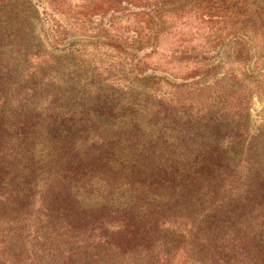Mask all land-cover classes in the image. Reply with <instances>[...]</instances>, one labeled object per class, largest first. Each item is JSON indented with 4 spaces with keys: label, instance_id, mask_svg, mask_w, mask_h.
Wrapping results in <instances>:
<instances>
[{
    "label": "trees",
    "instance_id": "16d2710c",
    "mask_svg": "<svg viewBox=\"0 0 264 264\" xmlns=\"http://www.w3.org/2000/svg\"><path fill=\"white\" fill-rule=\"evenodd\" d=\"M145 6L122 10L141 27ZM37 14L0 0V264H264L255 93L225 77L136 86L119 45L53 52Z\"/></svg>",
    "mask_w": 264,
    "mask_h": 264
},
{
    "label": "rangeland",
    "instance_id": "374dc122",
    "mask_svg": "<svg viewBox=\"0 0 264 264\" xmlns=\"http://www.w3.org/2000/svg\"><path fill=\"white\" fill-rule=\"evenodd\" d=\"M33 1L39 18L36 34L48 50L54 52L79 40L93 43L90 52L104 56L106 48L100 44L116 43L129 54L135 68L130 81L136 86L151 75L174 83L225 77L256 95L252 134L264 126V0ZM145 5L151 13L144 17L148 25L142 21L141 27L122 10L130 6L138 12ZM136 17L132 16L140 18ZM89 60L105 63L100 58Z\"/></svg>",
    "mask_w": 264,
    "mask_h": 264
}]
</instances>
